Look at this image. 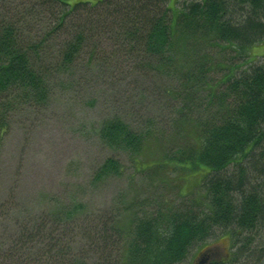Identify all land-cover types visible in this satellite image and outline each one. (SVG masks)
<instances>
[{
	"label": "trees",
	"instance_id": "16d2710c",
	"mask_svg": "<svg viewBox=\"0 0 264 264\" xmlns=\"http://www.w3.org/2000/svg\"><path fill=\"white\" fill-rule=\"evenodd\" d=\"M174 7L171 0H0V150L22 111L117 80L144 97L151 88L160 105L173 102L176 117L150 116L137 130L118 114L102 124L101 141L134 163L155 146L159 161L138 171L163 180L203 173L186 202L134 198L99 231L92 220L89 231L71 227L81 204L12 222L10 208L0 207L9 217L0 220V264H182L220 231L229 232L232 251L210 264H264V64L248 58L249 47L264 42V0ZM226 50L244 61L222 64L215 52ZM217 69L227 72L214 81ZM122 171L109 157L94 180Z\"/></svg>",
	"mask_w": 264,
	"mask_h": 264
},
{
	"label": "rangeland",
	"instance_id": "374dc122",
	"mask_svg": "<svg viewBox=\"0 0 264 264\" xmlns=\"http://www.w3.org/2000/svg\"><path fill=\"white\" fill-rule=\"evenodd\" d=\"M80 1L95 4L100 0H69L71 4ZM175 2L171 0L172 7ZM182 2H177L176 11ZM233 55L230 50L215 52L217 60L230 67L244 61H237ZM248 58L259 59L257 64H264V42L250 46ZM226 72L215 70L212 80H221ZM150 86H144L143 90ZM151 94V88L144 97L133 85L125 87L117 80H106L80 91L58 93L50 106L25 110L15 116L0 150V207H4L2 211L10 208L9 213L14 218L11 220L7 212L6 216L0 214V220L9 218L12 222L24 218L25 214L36 217L43 212H56L62 206L68 209L81 204L83 215L77 216L70 223L71 227L85 224L89 231L88 224L94 222L92 231L95 228L99 231V223L116 215L113 212L119 206L122 208L134 198L144 200L149 206L157 198L178 203L193 198L203 174L201 170L166 174L163 180L155 172L138 171L142 166H152L159 161L155 146H151L139 163H134L128 152L101 141L102 124L118 114L137 130L145 128L150 116L158 117L160 123L176 117L173 102L163 101L162 106ZM109 157L122 163L123 174L95 182L96 172ZM104 214L108 215L104 217ZM218 233L214 239L209 238L206 246L191 250L182 264H210L228 257L232 238L229 232ZM76 239L81 243L85 241L80 237ZM239 264L251 263L246 260Z\"/></svg>",
	"mask_w": 264,
	"mask_h": 264
}]
</instances>
